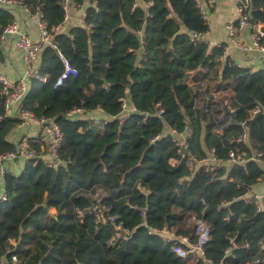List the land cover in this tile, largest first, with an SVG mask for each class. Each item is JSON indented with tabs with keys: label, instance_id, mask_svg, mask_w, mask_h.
<instances>
[{
	"label": "trees",
	"instance_id": "1",
	"mask_svg": "<svg viewBox=\"0 0 264 264\" xmlns=\"http://www.w3.org/2000/svg\"><path fill=\"white\" fill-rule=\"evenodd\" d=\"M25 3L33 13H43L50 30L65 23L63 0ZM251 10V23L264 24V0H252ZM14 19L13 10L0 6V38ZM208 32L195 0H90L84 26L55 33L57 48L45 46L39 61L47 82L31 79L21 108L59 124L63 165L48 167L37 138L29 139L37 156L18 174L7 173L3 182L7 200L0 202V259L191 264L172 252L174 241L149 231L172 227L177 235L189 236L187 220L194 213L211 227L206 253L214 261L223 259L230 238L240 246L230 264L262 256L264 214L242 198L264 179V167L255 161L246 169L226 162L232 150L264 153V70L239 67L230 57L223 61L225 45L210 51L200 38ZM61 56L78 73L55 88L64 71ZM192 75L196 87L208 86V103L203 92H194ZM217 94L235 109L225 108L226 119ZM125 98L136 108L128 116ZM77 108L85 115L68 116ZM97 112L105 117L101 126L93 120ZM0 117V153L13 151L17 144L11 135L21 121L6 115L1 94ZM186 127L192 129L190 151L199 160H208L215 150L223 164L216 174L205 166L194 172L187 167L168 134ZM245 133L249 145L237 142ZM103 193L102 204L110 212L98 208L97 196ZM223 202L232 204L219 208ZM231 211L234 216L227 221ZM109 214L129 234L117 231ZM119 233L125 237L114 241ZM246 243L250 249L242 248Z\"/></svg>",
	"mask_w": 264,
	"mask_h": 264
},
{
	"label": "built area",
	"instance_id": "2",
	"mask_svg": "<svg viewBox=\"0 0 264 264\" xmlns=\"http://www.w3.org/2000/svg\"><path fill=\"white\" fill-rule=\"evenodd\" d=\"M75 0H63L62 7L66 12L65 22L70 19L71 8L81 9L82 13L79 19L80 25L84 26L87 19V8L83 7L86 5L74 2ZM200 13L205 20L208 22V9L216 4L217 0H195ZM26 0H0V6L12 10L14 7L21 8L25 13L34 17L37 23V29L39 33V42L33 41L29 34L21 28L19 20L14 19L9 25H7L1 34V44L7 40L8 37H15L17 39V47L22 51L23 59L25 63V76L14 82L9 80L5 75L0 73V94L4 99V109L6 115L10 116V113L17 108V115L11 118H17L21 121V125H35L38 128L37 140L40 143L41 153L45 159L48 167L52 169H57L63 165L59 157V149L63 145V132L61 127L57 122L46 117H38L35 113L22 109L21 103L23 99L27 96L30 90V80L37 79L42 83L47 82V77L43 76L39 70V60L42 50L45 46H50L54 49L57 48L55 43V33L60 32V28L55 30H50L48 28L47 22L44 19L43 13L41 11L32 12L30 7L25 3ZM90 5V4H89ZM252 0H237L236 3V19L229 23L227 26L228 31V46L239 51H256L258 53L264 54V24H252L251 13ZM252 28V34L250 42L242 39V34L246 29ZM219 44L215 47H222ZM3 52L0 48V58ZM226 47L225 56L223 61L227 59ZM64 64V71L59 77L55 84V88H58L64 84V82L70 78L77 76V70L72 66L69 60L61 56ZM193 86V90L203 92L207 97V103L210 98L207 95L208 86L205 85L201 88L195 86L194 82L190 83ZM228 95V94H227ZM220 104V110L223 112V118L225 117V108H227L230 113L235 112L229 102L216 100ZM123 113L128 116L130 113L136 111L135 106L131 103L128 98L123 100ZM163 110H158L157 115L161 116ZM85 115V110L83 108H77L71 111L68 116H83ZM3 117H0L2 120ZM222 119V118H221ZM226 119V117L224 118ZM94 123L101 126L106 123L104 118L93 117ZM242 126L245 124L242 123ZM170 135L173 137V143L178 148L179 153L183 155L186 160L187 167L190 171L194 172L199 167L205 166L207 172L215 173L222 168V162L219 161L214 155L215 150H212V156L208 160H199L197 155L190 151L189 140L192 136V129L186 127L185 131L178 133L176 130H169ZM160 139L157 136L152 141ZM238 143L249 145L248 134L245 133L244 136L237 139ZM17 147L13 151L0 153V177L4 182L5 175L10 171V164L18 162L24 164L26 161L33 159L37 156L36 150H34L29 140L22 139L16 142ZM255 161L264 167V153L260 150L249 151H235L232 150L229 153L227 165H237L241 168L246 169L248 164ZM264 182L261 180L258 184L254 185L253 188L248 191L243 196V201L247 205H252L255 207L257 214H264V190L256 191V187ZM4 185V183H3ZM106 194L103 193L97 196L98 208L110 212V208L103 206V200ZM7 200L6 190L3 189L2 194H0V202ZM232 203L223 202L219 208H229ZM97 217L101 219V214L99 209H96ZM234 216V212L231 211L227 216L226 220L229 221ZM108 220L112 223L117 231H124L125 235L129 234V231L125 230L121 224L117 223V217L108 215ZM187 228L191 229V234L189 236L177 235L174 228L164 227L162 230L149 231L150 234L157 233L161 238L166 241H174L172 244V252L179 258L186 260L191 264H230V262L235 258L234 250L239 249L238 243L235 238H230V246L225 250L223 259L220 262H216L207 256L206 250L209 243L212 241V230L205 218L197 213H194L187 220ZM124 234H117L114 241H118L125 237ZM250 244L246 243L242 248L250 249ZM260 251L262 256L254 258L247 264H264V242H260ZM7 252H10L8 250ZM17 256H12L11 262H7L5 258L0 259V264H17Z\"/></svg>",
	"mask_w": 264,
	"mask_h": 264
},
{
	"label": "crops",
	"instance_id": "3",
	"mask_svg": "<svg viewBox=\"0 0 264 264\" xmlns=\"http://www.w3.org/2000/svg\"><path fill=\"white\" fill-rule=\"evenodd\" d=\"M236 3L237 0H217L214 6L209 7L207 22L209 26V32L203 36V39L209 44L210 51H212L216 45H225L227 56L235 61L239 67H248L254 71L264 70V54L258 53L256 51H239L228 46L227 26L236 19ZM89 4L90 0H86V5L83 7V9L88 7ZM12 10L14 12L15 19L19 20L20 22L21 28L29 34L33 41L39 42L40 37L37 29L36 19L25 13L19 7H14ZM81 13V9L71 8L70 19L62 25L60 32H68L72 27L79 26ZM251 34L252 28L246 29L242 34V39L250 42ZM16 42L17 39L15 37H8L7 40L1 44V51L3 52V55L0 58V73L14 82L24 77L26 72L23 54L22 51L17 47ZM203 72H205V70ZM192 82H194L193 75L190 79V83ZM16 115L17 108L14 107L10 113V116L15 117ZM95 116L105 118L104 116L102 117L99 112H97ZM37 135L38 128L35 125L20 124L11 135V140L15 142L22 139L29 140L36 138ZM9 167L12 173L18 174L21 171L23 164L15 162L10 164ZM261 187L262 188H258L257 186L256 191H263L264 188L262 185ZM2 188H4V185L0 177V191ZM52 213H55L54 209L52 210Z\"/></svg>",
	"mask_w": 264,
	"mask_h": 264
},
{
	"label": "rangeland",
	"instance_id": "4",
	"mask_svg": "<svg viewBox=\"0 0 264 264\" xmlns=\"http://www.w3.org/2000/svg\"><path fill=\"white\" fill-rule=\"evenodd\" d=\"M217 98H218L219 100L225 99V95H224V94H217ZM227 100H228V99H226L225 101H227ZM227 102H229V100H228ZM261 185H262L263 188H264V183H260V184L258 185V188H259V187L262 188ZM3 189H4V188H2V190H3ZM2 190L0 191V194H2V193H1Z\"/></svg>",
	"mask_w": 264,
	"mask_h": 264
},
{
	"label": "water",
	"instance_id": "5",
	"mask_svg": "<svg viewBox=\"0 0 264 264\" xmlns=\"http://www.w3.org/2000/svg\"><path fill=\"white\" fill-rule=\"evenodd\" d=\"M200 38H203V36H200Z\"/></svg>",
	"mask_w": 264,
	"mask_h": 264
}]
</instances>
